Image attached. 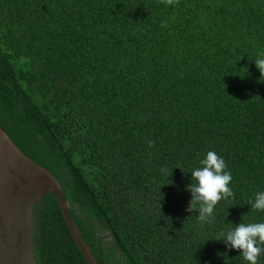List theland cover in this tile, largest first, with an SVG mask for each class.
I'll list each match as a JSON object with an SVG mask.
<instances>
[{
  "label": "trees",
  "instance_id": "obj_1",
  "mask_svg": "<svg viewBox=\"0 0 264 264\" xmlns=\"http://www.w3.org/2000/svg\"><path fill=\"white\" fill-rule=\"evenodd\" d=\"M262 53L264 0H0V96L99 264H248L216 239L264 223ZM208 151L235 196L202 223ZM31 226L35 264H84L54 206Z\"/></svg>",
  "mask_w": 264,
  "mask_h": 264
},
{
  "label": "water",
  "instance_id": "obj_2",
  "mask_svg": "<svg viewBox=\"0 0 264 264\" xmlns=\"http://www.w3.org/2000/svg\"><path fill=\"white\" fill-rule=\"evenodd\" d=\"M37 203L55 207L84 264H99L58 183L0 96V264H35L31 210Z\"/></svg>",
  "mask_w": 264,
  "mask_h": 264
},
{
  "label": "clouds",
  "instance_id": "obj_3",
  "mask_svg": "<svg viewBox=\"0 0 264 264\" xmlns=\"http://www.w3.org/2000/svg\"><path fill=\"white\" fill-rule=\"evenodd\" d=\"M164 2L172 5L179 0H164ZM261 56L264 57V53ZM253 62L260 72V78L264 77V58H257ZM148 144L149 147L153 146L151 140ZM199 164V167L191 171V184L186 188L191 194V199L185 211L189 213L193 210L197 211L199 205L198 220L202 223H210L218 201L235 196L229 186L232 175L226 170L224 159L214 151H208ZM161 172L169 179L172 170L169 174L167 168H161ZM250 204L253 210L264 211V191L257 192L254 201ZM221 239L227 249L239 250L248 264H257L258 258L264 255V223H239L227 232H221L216 240Z\"/></svg>",
  "mask_w": 264,
  "mask_h": 264
}]
</instances>
